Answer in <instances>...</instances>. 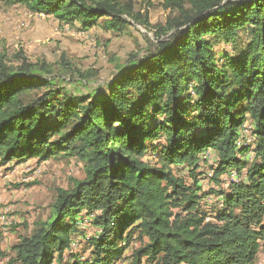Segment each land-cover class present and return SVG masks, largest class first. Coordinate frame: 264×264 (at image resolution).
I'll use <instances>...</instances> for the list:
<instances>
[{"label":"trees","instance_id":"16d2710c","mask_svg":"<svg viewBox=\"0 0 264 264\" xmlns=\"http://www.w3.org/2000/svg\"><path fill=\"white\" fill-rule=\"evenodd\" d=\"M0 2L82 30L154 35L86 91L67 88L57 62L0 58V164L76 157L85 168L8 264H253L264 243V0H164L163 24L137 0Z\"/></svg>","mask_w":264,"mask_h":264},{"label":"rangeland","instance_id":"374dc122","mask_svg":"<svg viewBox=\"0 0 264 264\" xmlns=\"http://www.w3.org/2000/svg\"><path fill=\"white\" fill-rule=\"evenodd\" d=\"M163 1L137 0V9H148L151 23L163 24L170 13L163 7ZM153 38V32L139 24L129 25L121 32L106 30L101 24L82 30L79 22L63 24L53 16L33 14L24 6L0 2V58L14 66L21 64L22 57L31 62H57V73L70 90L75 86L81 87L82 91L103 86L116 75L130 53L143 51ZM217 47L222 55L228 45ZM62 56L78 72H62V65L58 64L62 62ZM79 72L93 75L81 82ZM246 125L244 133H248L249 122ZM209 169L210 162L202 163L199 170L204 173L201 184L205 190L211 188ZM84 176V163L76 157H57L41 162L37 158H28L20 163L14 160L0 164V264H8L13 257L12 247L20 235L31 234L36 222L49 217L57 189L68 188L72 179ZM83 227L88 234L94 231L88 223ZM131 251L132 247L126 255ZM115 264H129V260L122 259ZM253 264H264V243Z\"/></svg>","mask_w":264,"mask_h":264}]
</instances>
